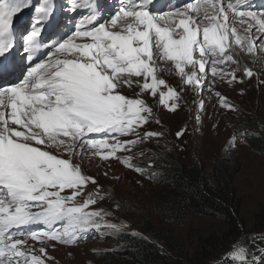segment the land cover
I'll return each mask as SVG.
<instances>
[{
	"label": "snow or ice",
	"instance_id": "obj_1",
	"mask_svg": "<svg viewBox=\"0 0 264 264\" xmlns=\"http://www.w3.org/2000/svg\"><path fill=\"white\" fill-rule=\"evenodd\" d=\"M152 6L153 0H118L111 14L100 0H66L67 12L82 18L66 39L46 44L41 33L53 0L38 6L0 0V264H46L55 242L121 232L127 225L109 221L111 211L89 210L109 197L81 162L115 159L152 178L147 162H133L144 151H132L162 135L143 131L160 122L148 98L175 112L192 94L199 122L206 92L221 109L234 110L218 84L234 89L256 75L240 57L264 52V12L251 10L248 0H195L167 11ZM32 7L24 21L23 10ZM21 47L26 61L17 59ZM43 49L47 59L36 62ZM165 69L175 83L160 75ZM29 241L40 242L38 255ZM229 255V264H264V236L230 246Z\"/></svg>",
	"mask_w": 264,
	"mask_h": 264
},
{
	"label": "rangeland",
	"instance_id": "obj_2",
	"mask_svg": "<svg viewBox=\"0 0 264 264\" xmlns=\"http://www.w3.org/2000/svg\"><path fill=\"white\" fill-rule=\"evenodd\" d=\"M39 2L41 0L31 4L37 6ZM232 2L235 3V0ZM260 58L262 64L258 65ZM241 60L248 63L256 75L253 78L245 77L234 89L226 83L218 84L216 88L233 103L234 110L221 109L215 103L216 98L213 96L209 100L210 93L206 92L203 97L206 111L197 122V105L193 103L192 94L181 101L182 106L175 112L160 106L158 97L148 98L160 122L150 121L143 127V131L160 132L162 135L158 141L156 138L145 141L132 151H144V156H136L133 162L141 167L146 166L147 162L156 173L154 177H142L115 159L106 162L94 157L85 158L81 162L87 174L98 176L105 195L109 197L90 206L89 210L101 207L109 210L113 213L107 217L109 221L123 223L127 227L119 233L102 237L90 232L73 245L55 242V248L51 245L47 248L50 259L46 264H106L108 252L123 249L126 235L152 242H163L165 237L172 238L184 250L183 257L189 256L192 259L186 264H198L196 259L206 256L210 257V262L204 264L217 263L221 256L230 259V246L235 250L246 243L242 240L243 236L234 240L221 237L226 230V221L193 212L167 221L156 211L154 202L162 187L159 179L173 161L188 165L199 163L205 173L214 176L215 180L222 171L231 175L236 198L241 205L238 224L245 232L244 235L251 234V238H254L258 233H261L259 236L264 234V220L259 219L264 210V152L252 149L247 143L250 135H264V52L255 53L254 56L244 53ZM172 78L176 82L174 75ZM128 94L132 95V91L128 90ZM182 130L183 135L178 137L177 132ZM233 136L237 137L235 143L232 141ZM220 185L223 187L222 183ZM117 204H121L123 210L117 208ZM215 235L219 236V242L210 249V254H199L196 259L193 258L200 240ZM232 240L240 243L233 244ZM29 245L33 246L34 253L38 255L40 242L29 241ZM231 264L239 262L233 260Z\"/></svg>",
	"mask_w": 264,
	"mask_h": 264
},
{
	"label": "trees",
	"instance_id": "obj_3",
	"mask_svg": "<svg viewBox=\"0 0 264 264\" xmlns=\"http://www.w3.org/2000/svg\"><path fill=\"white\" fill-rule=\"evenodd\" d=\"M247 143L252 149L264 152V135L260 137L250 135L247 137ZM215 179L214 176L207 175L199 163L188 165L185 162L173 161L160 181L158 180L162 187L154 202L156 211L167 221L184 217L189 212L218 217L227 224L226 230L221 234L222 238L234 240L243 236L242 240L248 245L251 234L245 236V232L238 224L241 205L236 198L234 180L223 171L219 173L217 180ZM259 219L264 220V210L260 213ZM260 234L252 238L259 241ZM218 237L215 235L213 238H202L196 246L193 258L196 259L199 254H210V249L216 247L219 242ZM164 239L163 242H152L145 238L126 235L122 243L123 249L108 252L106 264H186L192 260L189 256L183 257L184 250L177 246L172 238ZM204 258H197L196 263L210 262V257ZM229 261L226 256L224 258L221 256V260L214 264H229Z\"/></svg>",
	"mask_w": 264,
	"mask_h": 264
},
{
	"label": "bare ground",
	"instance_id": "obj_4",
	"mask_svg": "<svg viewBox=\"0 0 264 264\" xmlns=\"http://www.w3.org/2000/svg\"><path fill=\"white\" fill-rule=\"evenodd\" d=\"M190 2H195V0H194V1H190ZM222 2H223V0H222ZM248 3L250 4V6H251V10H253V11L258 10V8L261 6L260 3H259L258 1H256V0H248ZM53 4H54V9H57L58 2H57L56 0H53ZM181 7H182V6H181ZM74 12H77V11H74ZM48 23H49L48 26L45 27L44 29H42L41 37H46V36H47V31H46V30L50 27L51 20H49ZM51 26H53V25H51ZM69 26H70V24H69ZM67 33H68V32H67ZM69 35H70V34H69ZM17 50H18V49H17ZM44 50H45V49H44ZM44 50H43V51H44ZM236 50H237V49H236ZM237 51H238V50H237ZM42 53H43V52H42ZM39 55H40V54H39ZM39 55H37V56H39ZM240 58H241V57H240ZM17 59H19V55H17ZM45 59H47V58H45ZM241 62L243 63L242 60H241ZM259 64H262V58H260V61H259L258 65H259ZM160 75H161L163 78L169 80L171 83H175V81H174L173 78H172L173 75L169 74V73L167 72V70L161 72ZM21 78H22V77H21ZM16 82H18V81H16ZM188 95H189V94H188Z\"/></svg>",
	"mask_w": 264,
	"mask_h": 264
}]
</instances>
